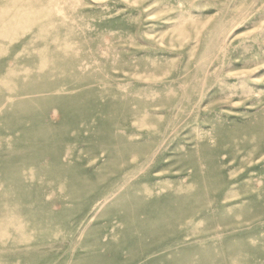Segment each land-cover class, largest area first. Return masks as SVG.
<instances>
[{"label":"rangeland","instance_id":"374dc122","mask_svg":"<svg viewBox=\"0 0 264 264\" xmlns=\"http://www.w3.org/2000/svg\"><path fill=\"white\" fill-rule=\"evenodd\" d=\"M0 264H264V0H0Z\"/></svg>","mask_w":264,"mask_h":264}]
</instances>
